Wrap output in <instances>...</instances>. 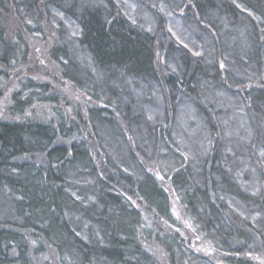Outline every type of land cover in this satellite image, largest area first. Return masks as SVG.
I'll list each match as a JSON object with an SVG mask.
<instances>
[{
    "label": "trees",
    "instance_id": "1",
    "mask_svg": "<svg viewBox=\"0 0 264 264\" xmlns=\"http://www.w3.org/2000/svg\"><path fill=\"white\" fill-rule=\"evenodd\" d=\"M1 79L0 264L264 253V0H0Z\"/></svg>",
    "mask_w": 264,
    "mask_h": 264
},
{
    "label": "rangeland",
    "instance_id": "2",
    "mask_svg": "<svg viewBox=\"0 0 264 264\" xmlns=\"http://www.w3.org/2000/svg\"><path fill=\"white\" fill-rule=\"evenodd\" d=\"M31 42H33L32 50L29 55L31 62L27 66L33 69L32 74H34L36 79L41 81H49L57 89H59L60 92L62 93V97H66V99L71 102L70 106L68 107V110H71L73 105H75L74 102H81L82 100L81 96L74 91V89L71 87L69 83L64 84L54 79L56 76V70H54L53 65L47 61V57H46L47 47L44 41L41 40V38H38V40L32 39ZM12 74H14V72H12ZM14 87L15 84L13 80H12V84H8V82H5L2 79L0 80V115L1 116H5L6 111L12 106L11 92L13 91ZM35 111L36 114L40 116L49 117L50 115L49 114L50 109L42 105H38ZM176 212L178 213V211ZM178 217H179V221L183 226L181 230L184 231V229L186 228V223L184 222V218H182V216H178ZM253 259L255 264H264V253L253 257ZM160 263L162 264L161 261Z\"/></svg>",
    "mask_w": 264,
    "mask_h": 264
}]
</instances>
